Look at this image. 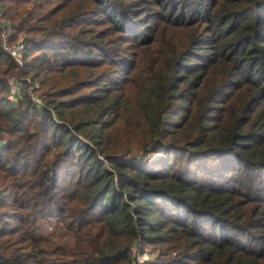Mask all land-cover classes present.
<instances>
[{"label": "trees", "instance_id": "trees-1", "mask_svg": "<svg viewBox=\"0 0 264 264\" xmlns=\"http://www.w3.org/2000/svg\"><path fill=\"white\" fill-rule=\"evenodd\" d=\"M0 15L23 46L0 47V264H264V0Z\"/></svg>", "mask_w": 264, "mask_h": 264}, {"label": "rangeland", "instance_id": "rangeland-1", "mask_svg": "<svg viewBox=\"0 0 264 264\" xmlns=\"http://www.w3.org/2000/svg\"><path fill=\"white\" fill-rule=\"evenodd\" d=\"M15 85V84H13ZM14 88V87H13ZM130 88V87H129ZM128 88V89H129ZM16 91V89H14V92ZM120 129L118 130V134H117V139L118 141H120L121 143H123L124 146H127L129 149L134 150L135 148V140L138 134L134 133V134H130L126 131L125 126H123V124L120 125ZM129 138V139H128ZM42 229L43 231L49 232V233H53L52 234V239L57 241H72V238L70 236V234L61 227V225H59L58 222H55L53 220H50L48 222H44L42 223ZM133 245V244H132ZM147 246L143 247V250H148ZM132 252H133V256H131V260L128 262V264L132 263V258L134 257V261L139 260L140 257H142L143 253L142 250L140 251L138 248H136L135 246H132L131 248ZM148 258L153 256V254L148 253ZM145 258V257H144Z\"/></svg>", "mask_w": 264, "mask_h": 264}, {"label": "built area", "instance_id": "built-area-1", "mask_svg": "<svg viewBox=\"0 0 264 264\" xmlns=\"http://www.w3.org/2000/svg\"><path fill=\"white\" fill-rule=\"evenodd\" d=\"M0 47L11 57L12 61L17 65H22V55L21 50L23 48L22 42L19 38L11 39L10 30L8 29V20L3 18L0 15ZM25 81V92L28 94L30 98L36 103L38 100L35 98V95L32 91L33 82L24 77Z\"/></svg>", "mask_w": 264, "mask_h": 264}]
</instances>
